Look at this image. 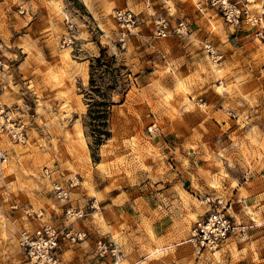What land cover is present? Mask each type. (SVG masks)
<instances>
[{"label":"rangeland","instance_id":"obj_1","mask_svg":"<svg viewBox=\"0 0 264 264\" xmlns=\"http://www.w3.org/2000/svg\"><path fill=\"white\" fill-rule=\"evenodd\" d=\"M116 9L132 10L141 19L142 35L125 48L116 42ZM160 15L172 24L183 21L188 35L154 37ZM69 26L74 37L66 45ZM0 39L7 65L0 101L29 133L25 144H6L10 159L0 172L1 264H26L17 232L28 222L21 211L12 210L14 203L42 209L44 221L61 223L55 183L68 186L71 193L88 187L90 199L83 208L87 217L77 225L84 222L90 238L94 236L87 219L90 215L98 221L94 213L102 215L104 209L101 199L92 196L90 184L105 175L99 167L102 157L111 170L123 174L115 186L136 182L127 166L134 165V159L138 164V152L145 154L144 160L152 156L170 164L183 162L198 193L193 203L201 216L206 207L200 201L206 194L198 185L214 190L209 184L213 177L217 189L229 186L238 193L241 184L252 182L257 196H264V39L255 29L227 25L206 0H0ZM211 49L221 55L220 61L213 59ZM64 91L78 101L80 113L75 117L62 114L58 95ZM170 108H175L172 116ZM161 116L184 127V132L175 136L162 130L156 122ZM151 125L158 129L153 135L148 133ZM157 144L164 146L165 157ZM215 197L228 205L229 200ZM93 199L99 206L89 209ZM236 199L245 215H258L261 223L248 224L259 251L247 252L249 241L243 242V249L256 264H264L263 217L247 199ZM261 207L264 200L252 208ZM187 216L190 230L197 219ZM119 249L124 259L127 251ZM211 254L199 253L195 263L179 264H216L218 257L215 262ZM233 254L238 264H246ZM90 256V264H95L98 259L88 241L70 248L65 259L68 264H84Z\"/></svg>","mask_w":264,"mask_h":264},{"label":"crops","instance_id":"obj_2","mask_svg":"<svg viewBox=\"0 0 264 264\" xmlns=\"http://www.w3.org/2000/svg\"><path fill=\"white\" fill-rule=\"evenodd\" d=\"M52 97L56 99L54 94H52ZM58 97L60 105H64L63 115L69 113L75 117L80 113L78 101L73 96V93H60ZM136 110L137 113L143 114V110ZM122 112L123 114L125 113L128 119H131L129 111L126 113L123 110ZM120 119L122 120L123 118ZM167 120V118L161 116L157 118L156 122L159 123L162 130H166L172 135L180 136L184 132V127L178 124H170ZM153 141L157 142V138H153ZM157 146L161 157H165L164 146L160 144H157ZM153 151H157V149L155 148ZM138 153L140 154V159L137 160L138 164L136 163V159H134V165L127 166V170L131 167L128 172L130 177L136 178V182L127 183L125 186L114 185L113 182L123 178V174L117 173L114 169L111 170L106 157L100 159L101 164L99 167L104 170L105 175L94 179L93 184H90V192L91 194L94 192L95 198L101 199L104 211L101 212L102 215L94 213L97 215L98 221H92L90 215L87 219L89 221V231L91 230L94 233V236L88 239L90 248L94 245L98 235L101 234L102 236L110 237L118 247L120 246L123 251H127L124 259L121 258L123 264H128L129 262L132 264L131 261L135 264L195 263L197 260L196 255L199 253L189 243L191 228L189 230L188 224L191 220L187 218V215L191 214L193 218L198 219L201 217V214L197 209V205L195 206L193 203L195 194L198 195V193L193 188L195 185L189 179L188 171L182 166L183 162L176 161L174 164H170L167 160L162 159L160 161L159 159H154L152 156H147L149 159L144 160L145 154L143 152ZM133 156L135 157V154ZM199 183L198 191L200 193L206 195L213 194L214 196L219 195L229 200V212L237 224L248 227L249 242L246 246L247 252L252 249L253 253L257 254L259 251L258 244H255L256 241L252 239L250 224L248 223L256 226L260 222L258 221V215H245L237 202L236 195L239 196V200L247 199L249 207L262 215L263 223L264 208L253 209L252 207L258 201L264 200V196H257L250 186L252 182L241 184L244 186H239V188L233 185V187L238 188V193L229 186L217 189L218 182L214 177L209 182L210 187L211 183L215 185L211 187L214 189H211L212 191L205 188L201 182ZM231 193L234 198L231 196ZM72 196L74 203L79 208H85L88 199H90L88 187L85 189L79 187L72 190ZM85 226L87 225L83 222L82 227L87 231L88 229ZM244 244L238 238L232 237L224 247L211 254L212 260L215 261V258L218 257V261H215L216 264H238L233 257V253L236 252L239 260L246 264H256L250 259L251 253L244 251ZM234 246L236 247V251H234ZM70 248L72 247L64 250V259ZM90 258L93 257L87 258L84 264H90ZM16 259L18 260V258ZM12 261L14 260L12 259ZM77 262L78 264L81 263ZM94 263L108 264L106 260L100 259ZM14 264H18V261H14Z\"/></svg>","mask_w":264,"mask_h":264},{"label":"built area","instance_id":"obj_3","mask_svg":"<svg viewBox=\"0 0 264 264\" xmlns=\"http://www.w3.org/2000/svg\"><path fill=\"white\" fill-rule=\"evenodd\" d=\"M223 19L233 27H250L255 29V35L264 39V25L262 24L264 13L259 16L251 9L253 0H206ZM113 20L117 26L116 42L125 48L134 38L142 35L139 32L141 19L138 14L129 9H116L113 12ZM187 25L183 21L172 24L166 15H160L155 19L153 36L165 39L170 36L184 37L188 35ZM73 26H69V33L64 37L66 45L72 42L71 33ZM210 48V47H209ZM216 61L222 59L221 55L212 49L209 51ZM4 44L0 39V83L4 79ZM158 131L156 125L148 127V133L153 135ZM28 127L19 119L10 116L7 105L0 101V172L8 162V153L2 146L4 137L13 144H25L28 139ZM53 196L57 202L58 210L62 212V221L59 225L43 221L42 209L35 210L32 206L23 207L14 203L11 208L21 211L25 222L17 232V240L24 258L31 264H67L63 258L67 247H74L84 243L89 233L85 229H77L76 223H81L87 217V212L79 208L73 201L72 193L68 186L55 183ZM201 203L208 209L199 217L191 227L189 243L199 253H214L224 247L234 237L241 242L249 241L248 227L237 225L229 212V206L212 195H204ZM96 200H91L89 209H95ZM94 255L100 260H106L108 264H116L119 250L114 241L99 237L95 240Z\"/></svg>","mask_w":264,"mask_h":264},{"label":"bare ground","instance_id":"obj_4","mask_svg":"<svg viewBox=\"0 0 264 264\" xmlns=\"http://www.w3.org/2000/svg\"><path fill=\"white\" fill-rule=\"evenodd\" d=\"M251 9L253 10V12L254 13H256L257 15H259V16H261L263 13H264V0H263V7H262V0H253V3H252V6H251ZM132 11V10H131ZM135 13V12H134ZM263 24V23H262ZM5 55L8 57V53L6 52L5 53ZM68 55V51H65L64 52V56H67ZM6 68H7V65H5V72H6ZM214 73H215V76L217 77L219 74H218V71H214ZM4 75H5V73H4ZM181 89V88H180ZM165 104L166 105H168V98H166L165 99ZM170 115L172 116V115H174V112H175V110L174 109H172V108H170ZM23 122V121H22ZM24 123V122H23ZM25 124V123H24ZM13 144V143H11L10 141H8V139L6 138V137H4V140L2 141V146H3V148L7 151V153H8V162H7V164L9 163V159H10V152H9V150L7 149V147H6V144ZM13 145H16V144H13ZM18 145H20V144H18ZM14 152L15 153H17V149L15 148L14 149ZM6 164V165H7ZM5 165V166H6ZM4 167V166H3ZM74 181H76V177H74V179H72V182L74 183ZM236 183V182H235ZM235 183H233V185L234 186H236V184ZM215 185L213 184V183H211V187H214ZM237 187V186H236ZM240 194H242V193H240ZM92 195H94L95 196V194H94V192H92ZM243 195V194H242ZM213 196V195H212ZM215 197V196H214ZM216 198H218V199H220L224 204H226L224 201H223V199H221V198H219V197H216ZM97 201V200H96ZM200 203H201V201H200ZM97 204L99 205V203H98V201H97ZM202 204V203H201ZM203 206H205L206 207V211H207V209H208V207L205 205V204H202ZM227 205V204H226ZM98 206H96V208H97ZM205 211V212H206ZM43 221H44V218H43ZM45 222H49V221H45ZM49 223H51V222H49ZM78 223H76L75 224V227L77 228V229H83V228H81V227H79L78 225H77ZM90 238V234H89V237H88V239ZM87 239V240H88ZM109 239H110V237H109ZM86 240V241H87ZM86 241L84 242V243H86ZM113 241V240H112ZM17 242H18V240H17ZM83 244V243H82ZM117 247H118V245H117ZM21 250V249H20ZM118 250H119V254H120V249H119V247H118ZM22 252V251H21ZM215 253V252H214ZM23 254V253H22ZM24 257V256H23ZM25 261H26V264H31V263H29V262H27V260L25 259ZM116 264H123V262L121 261V254L119 255V257H118V259L116 260Z\"/></svg>","mask_w":264,"mask_h":264},{"label":"trees","instance_id":"obj_5","mask_svg":"<svg viewBox=\"0 0 264 264\" xmlns=\"http://www.w3.org/2000/svg\"><path fill=\"white\" fill-rule=\"evenodd\" d=\"M97 62H98V63H100V62H101V60H100V59H98V60H97ZM100 135H102V134H100Z\"/></svg>","mask_w":264,"mask_h":264}]
</instances>
